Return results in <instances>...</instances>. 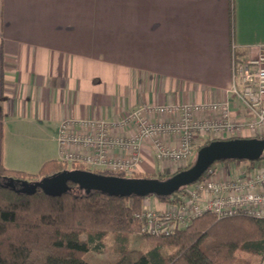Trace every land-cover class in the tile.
<instances>
[{
    "label": "crops",
    "instance_id": "obj_1",
    "mask_svg": "<svg viewBox=\"0 0 264 264\" xmlns=\"http://www.w3.org/2000/svg\"><path fill=\"white\" fill-rule=\"evenodd\" d=\"M262 49L264 0H0V164L35 175L45 162L59 160L63 121L116 123L146 105L228 101L231 121L246 124L252 116L232 94L233 67L257 59ZM136 132L133 125L111 135ZM258 136L247 128L235 135ZM209 140L199 136L198 148ZM163 144L176 148L180 138L166 136ZM139 153L132 174L178 170V163L155 156L149 140ZM108 155L128 160L132 152ZM217 165L215 178L224 179L235 169L264 167V160Z\"/></svg>",
    "mask_w": 264,
    "mask_h": 264
},
{
    "label": "trees",
    "instance_id": "obj_2",
    "mask_svg": "<svg viewBox=\"0 0 264 264\" xmlns=\"http://www.w3.org/2000/svg\"><path fill=\"white\" fill-rule=\"evenodd\" d=\"M218 163L221 162L215 164ZM74 169L89 170L83 165L50 160L37 174L31 175L9 170L0 164V264H90L82 256L91 251L90 243L93 241L97 240L98 246L102 245L104 232L136 234L150 243L146 250L115 246L118 259L110 264H260L262 260L264 220L246 215L218 219L207 213L172 236L151 237L139 233L140 222L136 217L148 197L122 198L99 192L86 195L74 185H71V192L61 196H48L40 189L33 195H25L5 185L10 178L34 181ZM90 171L118 177L159 179L178 172L127 176L110 170ZM177 194L167 199H155L176 204ZM90 230L99 232L90 234ZM85 234L87 239H83ZM118 238L128 239L127 236Z\"/></svg>",
    "mask_w": 264,
    "mask_h": 264
},
{
    "label": "built area",
    "instance_id": "obj_3",
    "mask_svg": "<svg viewBox=\"0 0 264 264\" xmlns=\"http://www.w3.org/2000/svg\"><path fill=\"white\" fill-rule=\"evenodd\" d=\"M231 91L252 116L246 124L231 121V103L228 101L146 105L128 112L116 123L67 119L61 123L58 131L59 160L130 175L140 159L141 144L146 140L151 142L159 160L189 163L197 153L196 141L199 136L211 140L223 136L231 139L237 138L235 135L245 128L254 131L264 128V49L257 59L240 65L237 70L233 67ZM210 111L219 112L220 118L198 120L194 117L196 113ZM158 115L172 119L155 120ZM133 125L137 127L133 137L111 135L113 128L125 130ZM166 136H179V146H165L163 139ZM112 149L129 150L132 156L128 160H113L108 155ZM216 165H212L202 179L179 190L176 204H167L166 208L161 209L144 203L136 216L140 222L139 233L151 237H169L207 213L218 219L246 215L264 220V167L235 169L229 177L216 179ZM260 264H264V255Z\"/></svg>",
    "mask_w": 264,
    "mask_h": 264
},
{
    "label": "water",
    "instance_id": "obj_4",
    "mask_svg": "<svg viewBox=\"0 0 264 264\" xmlns=\"http://www.w3.org/2000/svg\"><path fill=\"white\" fill-rule=\"evenodd\" d=\"M263 157L264 137L217 139L198 149L188 168L165 179L118 177L98 174L90 170L74 169L34 181L10 178L5 181V185L25 195H33L40 189L48 196H61L71 192V185H74L86 195L99 192L122 198L154 196L167 199L182 188L200 180L216 162H256L262 160Z\"/></svg>",
    "mask_w": 264,
    "mask_h": 264
},
{
    "label": "rangeland",
    "instance_id": "obj_5",
    "mask_svg": "<svg viewBox=\"0 0 264 264\" xmlns=\"http://www.w3.org/2000/svg\"><path fill=\"white\" fill-rule=\"evenodd\" d=\"M256 135H262L264 136V128H261L260 130L255 131ZM216 139V138H215ZM219 139H227V138H219ZM214 140V139H212ZM210 141V140H209ZM193 161V160H192ZM190 161L189 163H176L178 166H176L179 170L184 169L188 164L192 163ZM216 170L219 171V165L215 166ZM176 171V172H177ZM149 199H155L154 196L148 197ZM147 198V199H148ZM145 200L144 203L149 204V200ZM99 231L96 230H90L88 233L90 234H96ZM103 238L101 239L102 245L98 246V241L95 240L92 243H90L91 251L83 254L82 258L85 259L90 264H110L115 262L118 259V254L115 251L116 247H126L130 249H140V250H146L148 248V243L144 239H140L137 237L136 234H126V233H116V232H104ZM127 236V240H119L118 237ZM116 237L118 239H116ZM83 239H87L86 234L83 235ZM98 246V248H96ZM170 251V250H168ZM238 255L242 256V254L238 253ZM256 264V263H253Z\"/></svg>",
    "mask_w": 264,
    "mask_h": 264
}]
</instances>
